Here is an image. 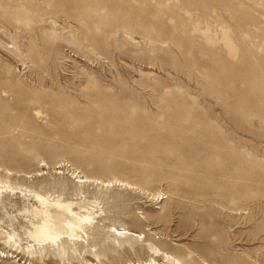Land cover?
Returning <instances> with one entry per match:
<instances>
[{
    "label": "rangeland",
    "instance_id": "374dc122",
    "mask_svg": "<svg viewBox=\"0 0 264 264\" xmlns=\"http://www.w3.org/2000/svg\"><path fill=\"white\" fill-rule=\"evenodd\" d=\"M0 176L104 213L77 257L0 264H264V0H0ZM32 203L0 202L24 249Z\"/></svg>",
    "mask_w": 264,
    "mask_h": 264
},
{
    "label": "bare ground",
    "instance_id": "6f19581e",
    "mask_svg": "<svg viewBox=\"0 0 264 264\" xmlns=\"http://www.w3.org/2000/svg\"><path fill=\"white\" fill-rule=\"evenodd\" d=\"M5 173L7 176L12 175L11 170H6ZM58 173L60 174V172ZM71 174L74 175L76 172H72ZM25 177L28 178L29 175H25ZM75 177L77 178L76 183L81 185L94 181L95 183L99 182L113 186L111 181L102 182L99 180H92L91 178L79 174ZM55 184V182L51 183L50 187H54ZM114 185L131 188L129 184L118 180H115ZM59 188L64 190L62 185H59ZM4 195H19L24 200L32 201V206H24L23 212L38 215L40 217V221L34 223L26 234L27 238L30 240L29 242L33 243L25 247L26 249L21 246V237H19L14 230L12 232L3 231L0 226V238L3 239V243L9 246L14 253L26 254L31 258H33V254H36V257L39 258L50 255L58 259H63L68 255L76 256L78 242L83 238L82 234L87 235L85 231L86 225L93 223L98 215L104 214L100 208H97L93 201L85 199L80 202L65 200L61 197V194L54 195L49 193L48 190L43 191L41 184L35 187H28L13 184L8 178L0 176V202ZM155 196H157V198L160 196L162 197V193L157 192L154 194V197ZM10 216L8 215L7 217L12 219ZM141 218L144 219L145 217L141 215ZM10 219L8 221H10ZM111 232L114 235L113 246L115 245L119 249L126 250V252L133 248V244H126L129 240H143L145 237L144 233L133 232L124 226H112ZM126 245L128 248H126ZM144 246L147 247V251L150 254L146 260L128 261L125 264H181L179 259L161 251L151 243H144ZM96 256L98 257V254H96ZM159 257H161L162 260H158L157 258ZM203 264L209 263L204 261Z\"/></svg>",
    "mask_w": 264,
    "mask_h": 264
}]
</instances>
